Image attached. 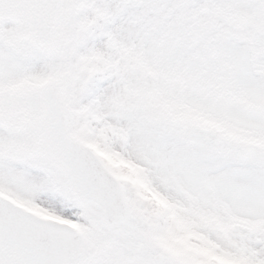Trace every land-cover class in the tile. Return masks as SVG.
I'll use <instances>...</instances> for the list:
<instances>
[{
	"label": "snow or ice",
	"instance_id": "snow-or-ice-1",
	"mask_svg": "<svg viewBox=\"0 0 264 264\" xmlns=\"http://www.w3.org/2000/svg\"><path fill=\"white\" fill-rule=\"evenodd\" d=\"M0 264H264V0H0Z\"/></svg>",
	"mask_w": 264,
	"mask_h": 264
}]
</instances>
